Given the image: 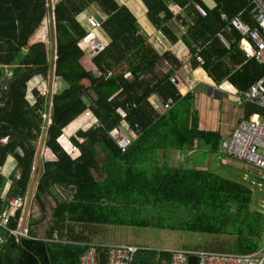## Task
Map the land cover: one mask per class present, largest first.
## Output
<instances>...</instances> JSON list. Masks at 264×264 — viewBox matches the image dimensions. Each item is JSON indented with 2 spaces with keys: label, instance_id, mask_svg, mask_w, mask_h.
<instances>
[{
  "label": "trees",
  "instance_id": "obj_1",
  "mask_svg": "<svg viewBox=\"0 0 264 264\" xmlns=\"http://www.w3.org/2000/svg\"><path fill=\"white\" fill-rule=\"evenodd\" d=\"M141 1L147 8L149 22L175 41L166 27L172 17L167 3L185 6L188 0ZM92 4H97L107 15L100 25L109 39L104 50L90 58L95 71L81 65L83 52L77 46L85 28L76 17ZM251 8L248 0H215V7L207 10L205 17L195 19L183 42L189 46V39L193 43H206L212 37L217 40L215 35L225 26L221 13L229 18L239 14L243 21L255 25ZM48 12L47 0H0V65L11 70L7 80L0 67V168L8 156L15 161V170L8 178L0 172V193L10 181L5 198L26 195L45 125L47 94L39 95L34 90L36 102L30 105L24 89L33 76L46 78L49 72V53L44 43L27 47ZM162 12L164 18L159 17ZM53 17L54 76L64 87L51 96L44 145L55 159L41 163L36 199L43 207L40 197L50 196L51 189L58 187L78 204L60 207L62 203L57 200L44 239L35 238L30 228L31 238L17 241L1 233L5 242L0 244V264H78V257L85 249L80 243L90 242L84 230L94 225L147 226L148 222H137L123 214L162 202L177 203L191 213L192 218L178 228L212 236L210 251L243 254L261 249L264 214L250 209L253 193L248 185L207 169L156 163L157 151L189 150L196 140L216 155L221 141L217 131L199 129L193 95L182 96L177 92L169 81L172 71L154 73L163 60L170 64L176 61L169 54L158 56L142 42L133 48L131 42L138 37L137 21L125 6L113 0H57L53 4ZM234 37L239 39L236 34ZM216 48L218 53L214 48L200 53L204 60L202 68L216 83L227 80L236 90H246L264 75V66L255 60L243 62V51L236 44L226 51L217 41ZM228 58L235 64L233 68L226 64ZM240 61L242 64L236 67ZM107 71L111 74L104 78ZM126 72L130 73L129 79L123 76ZM146 74H150L149 78L144 77ZM153 93H159L163 100L172 97L173 107L163 114L154 111L147 102ZM116 107L127 113L129 124L137 123L140 128L138 137L123 152L107 135L117 124L113 113ZM245 108V119L253 113L264 114L263 109L251 103H246ZM86 109L99 125L78 128L70 136L71 143L79 149V155L71 158L57 139L69 123L64 135L76 128V122L72 121ZM102 147L107 149L104 160L96 152ZM51 153L47 152L53 156ZM256 181L264 185L261 178L256 177ZM21 215L19 210L11 217L8 224L11 229L19 227ZM55 233L56 239L64 238L65 242L50 241ZM155 253L156 250L139 252L132 264H162L154 262ZM167 257V253L162 254L165 264Z\"/></svg>",
  "mask_w": 264,
  "mask_h": 264
},
{
  "label": "crops",
  "instance_id": "obj_2",
  "mask_svg": "<svg viewBox=\"0 0 264 264\" xmlns=\"http://www.w3.org/2000/svg\"><path fill=\"white\" fill-rule=\"evenodd\" d=\"M113 1L116 2L118 5L125 6L137 21L139 28L135 30H136V34L138 35V37H137V40H135V42H131V44L133 45V48L135 46L140 45L142 42L146 44L158 56L161 57L164 54H169L176 61V63L170 64L166 62L165 60H163L159 65L155 67L154 73L156 75H161V74L167 73L168 71H172L169 81L176 88L177 92L181 94L182 96L187 93H191L193 95V106L195 110L197 111L199 129L208 130V131H217L222 140L233 130V128L237 125V123L240 120L245 119L244 116L246 112V108H245L246 103H242V104L236 103V97L234 94L235 87L231 83H229L227 80H224L220 83H216L211 78V76L207 73V71H205L202 68L203 64H199L195 58L194 54H195L196 47H199V51H197V54L201 58L202 56L200 53L202 50L206 48H209L210 50L214 48L216 49V53H218L217 50L219 49L216 48V42L218 41V39L216 40L214 37H212L211 40L207 41L206 43H201V42L193 43V41L189 39L188 40L189 46H187L183 42V39H182L184 36L188 34L187 33L189 32L188 30L192 26H194L193 24L196 18L205 17V16H201L194 9L193 1L200 4V6L207 12V10H211L215 7V6H212L211 0H188L185 6H179L173 2L167 3V9L171 13L172 17L167 21L166 27L172 33V35L176 38L175 41H171L167 35H165L161 30L157 29L153 24L149 22L147 18V8L145 7V5L142 3L141 0H113ZM213 1L215 2V0ZM49 7H50V12H48L44 16L38 28L42 27L43 22L45 21L48 22L49 31L51 34V41H52V32H54L53 6L52 7L49 6ZM87 16H94L100 23L102 20H104L107 17V15L100 10L97 4H92L89 8L81 12L76 17V21L80 24V26L84 28H85V18ZM164 16H165V13L163 12L159 14L160 18H164ZM222 21L225 22L224 20ZM224 27L221 28L218 32L222 31ZM99 32H100V36L103 38L107 46L109 42L108 37L106 36L105 32L102 31V29H100ZM31 37L27 42L28 44L27 47L37 42H42L45 45L44 40H41V38L40 39L38 38L39 37L38 32L37 34L35 33L36 39L33 40L32 42H31ZM54 37H55V33H54ZM236 46H238V48L241 51H243L251 47V42L246 41V40H239ZM27 47H25L24 50H26ZM226 51H228V49H226ZM243 54H244V51H243ZM219 55L223 56L224 53L223 55L221 54ZM83 56L81 58H83ZM91 57L92 56L88 54V58H91ZM247 60H250V59L243 58V62H246ZM203 63H204V60H203ZM226 64H228V67H231V68H233L235 65L232 61L229 60V58ZM241 64L242 62L240 61V63H238L236 67H240ZM2 66H5V65H0L1 68H3ZM85 69L89 70L87 68ZM38 76L39 75H35L31 79H35V82L36 81L38 82V78H37ZM149 76L150 74L144 75L145 78L147 77L149 78ZM130 77L131 76L129 75L126 77L124 76V78L126 79H129ZM171 78H174L175 80L174 83L171 81ZM227 85H230L229 89L226 88ZM24 96H25V89H24ZM168 98H171L173 100V105H174L175 103L174 99L172 97H168ZM165 100H163L160 97L159 93H153L147 98L148 104L151 106V108L154 111L158 112L159 114H163L169 110L168 109L166 111H163L162 109L157 107L158 104L164 102ZM74 120L72 122H75ZM48 123H50V120H48ZM65 128L62 129V132H64ZM47 152L51 153L47 148H45V145H43V148L40 154V164L37 168L36 167L33 168L32 175H35V180L33 183H31V234L35 238H40V239L45 238V236L43 235L44 237H41V236L36 235L37 230L33 229L34 227L33 223L35 224L36 222L44 218V213L43 214L41 213V211L43 212L44 207H41L39 205L36 199V192H37V185L39 182V178L42 172L41 159H42V156L45 155V153ZM157 152L158 153H156L155 160H157V158L161 156L162 162L163 161L169 162L170 165L172 166L176 165V166H181L184 168L207 169L224 178L229 177L227 175L221 174V173H227L226 171H229V173L230 172L234 173L237 176V175L242 174L243 172L245 173L248 170H253L249 165L239 160H236L230 156L221 155L219 151L216 155L210 154L206 146L201 141H198V140H196L194 146L191 147L189 150L187 149H183L180 151L159 150ZM54 159L55 157L50 160H54ZM156 163H159V162L156 161ZM14 170H15V161L13 160L11 156H8L5 163L1 166L0 172L3 176H6L8 178L10 174L14 172ZM10 171L12 172L10 173ZM255 174L252 173L253 178L256 181V177L258 176ZM228 179L238 181L239 177H237L236 179L229 177ZM9 183L10 181L8 180L5 183V188H6V184L9 185ZM257 184H260V183H257ZM53 188L58 191L61 190V188H58V187H53ZM25 200H26V197H25ZM41 204H42V201H41ZM28 224L25 223V228H28ZM112 227L114 226L94 225L84 230V234L90 238V242L125 244V243L107 242L101 239H98V240L94 239L96 237L106 236L107 234L110 233Z\"/></svg>",
  "mask_w": 264,
  "mask_h": 264
},
{
  "label": "built area",
  "instance_id": "obj_3",
  "mask_svg": "<svg viewBox=\"0 0 264 264\" xmlns=\"http://www.w3.org/2000/svg\"><path fill=\"white\" fill-rule=\"evenodd\" d=\"M211 2L212 6H215V2L213 0ZM248 2L252 7L250 13L255 25L252 26L243 21L240 15L229 18L225 13H221L220 18L225 21V27L216 34V38L225 49H229L233 44H238L239 40L251 42V47L243 50L245 58L253 59L264 66V0H248ZM193 6L201 16H206V11L200 4L193 1ZM100 29V22L94 16H87L85 18V34L81 37L77 46L91 56L102 52L106 47V43L100 36ZM234 34L238 35L239 39L235 38ZM197 51H199V47L195 48V58L199 64H203V60L197 54ZM2 67L4 69L3 77L8 80L11 77V70L7 66ZM110 74L111 72L107 71L104 78H107ZM128 75L130 76L128 72L124 74L125 77ZM40 77V75L37 77L39 83L35 82V79H30L26 83L25 99L30 105L36 102V96L33 94L34 90L39 95H44L37 88L40 84ZM171 81L174 83V78H171ZM229 87L230 85L226 86L227 89ZM234 94L237 104L251 103L264 110V75L246 90L235 89ZM172 106L173 100L171 98H167L157 105L163 111L170 109ZM113 113L117 117V124L109 130L107 135L114 141L117 149L123 152L138 137L140 128L137 123L129 124L127 122V113L121 107L114 108ZM76 120L81 123L79 127H83L81 129L99 125L89 109H86ZM70 136V134L64 135L62 132L57 142L71 158H76L79 155V149L74 143H71ZM61 137H63V140H60ZM2 141L5 142L6 138ZM78 141L81 142L82 139H78ZM219 153L249 165L258 177L264 179V114L255 113L248 119L240 120L233 130L220 141ZM7 188L8 184H6V188L4 186L0 193V244L5 242V238L1 233L12 236L15 241L20 238H31L28 228L20 230L19 227L11 229L8 226L15 212L22 211L25 196L16 195L5 198ZM18 223H21V217ZM55 236L56 234H53L50 241H58ZM80 244L85 249L78 257V264H98L99 252H104L106 264H132L139 252L149 251L147 248L130 244L95 242ZM153 250H156L154 262L162 264H165V260L161 258L164 253L168 254L167 264H188L190 256L196 258V264H264V246L258 251L243 254L187 248Z\"/></svg>",
  "mask_w": 264,
  "mask_h": 264
},
{
  "label": "rangeland",
  "instance_id": "obj_4",
  "mask_svg": "<svg viewBox=\"0 0 264 264\" xmlns=\"http://www.w3.org/2000/svg\"><path fill=\"white\" fill-rule=\"evenodd\" d=\"M55 1L56 0H51L52 2L51 7L53 6ZM42 27L38 28L35 33L37 34L38 32L39 34L38 38L44 40L46 49L48 50L49 53L48 58L51 62V55H50L51 34L49 31L48 22L46 21L43 22ZM35 33L31 37V42L36 39ZM83 52H84L83 53L84 56L83 58H81L79 62L82 63L81 65H83L85 68L95 71V67L92 65L90 58H88L87 52L85 50ZM48 75L46 78L40 75L41 80L39 86L37 87L41 94H45V93L47 94L46 103L48 101V91L50 85H51L52 93L59 91L64 87L62 81L56 77H53L48 82ZM88 99L89 98H87V100ZM45 114H43V116H45ZM75 122H76V128L73 129L71 133H69L70 135H72L74 131L80 127L81 123L78 120H75ZM96 152L100 160L105 159V153L107 152V149L105 147L96 149ZM49 154L45 153V155L42 156L41 161L50 160L54 158ZM157 162L162 163L161 156L157 158ZM166 164H170V163L166 162ZM104 169H106V167H104ZM226 172L227 173H221V174L227 175L230 178H234V179L239 177L238 179L239 182L249 186V188L252 190L253 193L250 209L260 211L261 213L264 214V186H262L261 184H257L256 181L254 180L252 173L255 174V171L248 170L245 173L243 172L244 174L242 173L237 176L234 173L231 172L229 173V171ZM100 178H102V176ZM27 193L28 191L26 192V195ZM50 193H51L50 196L40 197L39 199L40 201H42L44 207L43 212L41 211L42 214L44 213V218L36 222L35 224L33 223L34 226L33 229L37 230L36 233L37 236H41V237L45 236L47 227L51 223V216L56 206L57 200H60V202L62 203L60 207H65V206L68 207L71 204H78L76 203V201L72 199V196L70 197V194L63 189L58 191L53 188L50 191ZM190 214L191 213L188 212L184 208V206H181L177 203L170 204V203L162 202L156 204L155 206L139 208L137 211L125 212L123 214L126 218L136 220L137 222L146 221L148 222L147 226L116 225L112 227L110 233L107 234L106 236L104 237L100 236L94 239L95 240L101 239L112 243H125L130 245H136L142 248H147L149 250H153V249L172 250L177 248L210 250L213 245V243H211L213 240L212 236H208L206 234L193 233L178 228L179 226L184 225L186 221L192 218ZM25 223L27 224L29 223V228L31 231V189H30V204H29ZM57 240H58L57 242H61V243L65 242L64 238L62 240L59 239ZM262 243L264 245V237L262 239Z\"/></svg>",
  "mask_w": 264,
  "mask_h": 264
},
{
  "label": "water",
  "instance_id": "obj_5",
  "mask_svg": "<svg viewBox=\"0 0 264 264\" xmlns=\"http://www.w3.org/2000/svg\"><path fill=\"white\" fill-rule=\"evenodd\" d=\"M47 4L48 6H51L52 2L51 0H47ZM53 24V22H52ZM53 28V26H52ZM53 31V30H52ZM51 62H50V67H49V75H48V82L50 81V79H52L54 76V59H55V37H54V32H52V41H51ZM52 90H51V85L49 86V91H48V101H47V110H46V114H45V125L42 128L41 131V135H40V139L38 142V146L35 152V157H34V167H38L40 164V154L44 145V141H45V133H46V126L48 124V118H49V112H50V104H51V96H52ZM33 167V168H34ZM35 180V175H32L29 185H28V193L26 195V200H25V204L24 207L22 209V215H21V223H20V230H22L23 228H25V218L26 215L28 213V208H29V204H30V189H31V183H33ZM98 264H106L105 263V254L104 252H99L98 254ZM188 264H196V258L193 256H190L188 258Z\"/></svg>",
  "mask_w": 264,
  "mask_h": 264
},
{
  "label": "clouds",
  "instance_id": "obj_6",
  "mask_svg": "<svg viewBox=\"0 0 264 264\" xmlns=\"http://www.w3.org/2000/svg\"><path fill=\"white\" fill-rule=\"evenodd\" d=\"M77 119V118H76ZM75 121V120H74ZM21 213H22V211H21ZM28 228H29V226H28ZM42 239V238H41ZM44 239V238H43Z\"/></svg>",
  "mask_w": 264,
  "mask_h": 264
},
{
  "label": "bare ground",
  "instance_id": "obj_7",
  "mask_svg": "<svg viewBox=\"0 0 264 264\" xmlns=\"http://www.w3.org/2000/svg\"><path fill=\"white\" fill-rule=\"evenodd\" d=\"M101 24V23H100Z\"/></svg>",
  "mask_w": 264,
  "mask_h": 264
}]
</instances>
